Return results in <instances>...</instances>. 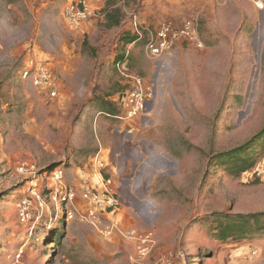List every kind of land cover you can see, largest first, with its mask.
Wrapping results in <instances>:
<instances>
[{"label":"rangeland","instance_id":"1","mask_svg":"<svg viewBox=\"0 0 264 264\" xmlns=\"http://www.w3.org/2000/svg\"><path fill=\"white\" fill-rule=\"evenodd\" d=\"M69 1L0 0V264H264V9L108 0L71 29ZM117 8L122 24L108 29ZM185 18L199 21L202 48L146 54L157 21ZM136 19L140 38L124 50ZM41 70L47 90L34 79ZM128 75L153 94L121 131L106 106L120 101ZM247 144L241 155L253 166L233 172ZM100 152L105 169L94 165ZM157 156L165 168L153 166ZM99 172L121 201L104 222L110 237L78 213L85 178ZM61 185L73 202L56 195ZM229 225L245 227L223 239Z\"/></svg>","mask_w":264,"mask_h":264},{"label":"built area","instance_id":"2","mask_svg":"<svg viewBox=\"0 0 264 264\" xmlns=\"http://www.w3.org/2000/svg\"><path fill=\"white\" fill-rule=\"evenodd\" d=\"M48 1V0H46ZM108 0H70L64 9V19L71 29H79L82 23L87 22L91 18L98 17L101 10V5L105 4ZM254 4L260 9H264L263 0H253ZM135 31L138 34L139 22L136 19ZM140 35V34H139ZM138 35V36H139ZM140 38V37H139ZM195 45L202 48L203 44L200 40V25L199 21L195 18H185L180 21L175 20H159L154 26L153 33H150L146 39L145 52L152 59L168 55L169 53L188 44ZM130 81L126 90L119 94L120 101H116L120 112L116 116L120 130L127 127L131 121L145 116L147 112L148 103L152 98V88L146 82V79L139 75H128ZM39 86L44 90L51 87L50 75L48 72L41 70L37 76L34 77ZM53 96L56 95L52 92ZM131 126V125H129ZM129 128V127H128ZM100 168L105 169V163L102 159L101 152L98 154L95 164ZM96 181L85 178L86 188L81 192L80 200L84 202V209L79 212L80 219L86 221L96 228L104 225V222L109 219V216L115 215L120 212L121 201L118 189L111 176H104L100 172ZM63 201L73 202L77 195L73 190L65 188L61 185L56 194ZM69 220L78 218L74 212L67 214ZM112 224L109 226L104 225L100 229V233L106 237H110L115 230L112 229ZM135 234V233H134ZM145 242V241H144Z\"/></svg>","mask_w":264,"mask_h":264},{"label":"trees","instance_id":"3","mask_svg":"<svg viewBox=\"0 0 264 264\" xmlns=\"http://www.w3.org/2000/svg\"><path fill=\"white\" fill-rule=\"evenodd\" d=\"M123 16H124V13L119 8L108 12L106 14V18H105V20L107 22V28L111 29V28L119 27L123 21ZM135 39L136 38L131 36L130 34H125L122 37V41L124 43V50H125V47H128L130 45V43L134 42ZM126 59H127L126 54L120 55L118 60H117V63L120 64L121 62L126 61ZM126 88L127 87L124 86L123 90L125 91ZM106 107L114 115L118 114L120 112L118 106L111 103V102L108 103V105ZM247 146H248V144L245 145V147L240 148V149L235 151V154H237L239 157H237V162L235 164L233 172L238 171L239 173H243V172L251 169V167L253 166V162H252L253 160L251 158H245L243 155H241V153L245 150V148ZM80 206H84V204L82 203V205H80ZM237 227H241L243 229L245 227V225H234V226L229 225L228 227L223 229V233L221 234L222 238L223 239L228 238L230 229L231 228H237Z\"/></svg>","mask_w":264,"mask_h":264},{"label":"crops","instance_id":"4","mask_svg":"<svg viewBox=\"0 0 264 264\" xmlns=\"http://www.w3.org/2000/svg\"><path fill=\"white\" fill-rule=\"evenodd\" d=\"M155 5V8H156V11H157V13L160 15V16H162V13L161 12H158V11H161V10H163V7H160V6H158V5H156V4H154ZM155 18H157V14H156V17ZM122 24V23H121ZM127 25V24H126ZM126 27H128V26H126ZM128 29H130V30H127L126 31V33L125 34H130L131 36H133V37H135L136 39L134 40V42H132V43H130V45L132 44V45H134L138 40H139V36H138V34L136 33V31H135V29H134V27L132 28V27H130V28H128ZM131 45V46H132ZM118 94V93H117ZM115 102V103H113V102ZM112 101H110L111 103H113V104H115V105H117V103H116V101L115 100H113L112 99ZM119 108V107H118ZM120 110V109H119ZM159 156H157V158H158ZM157 158H155L154 160H157ZM153 160V161H154ZM166 160V159H165ZM152 161V164H153V166L155 167L156 165H157V162L155 161V162H153Z\"/></svg>","mask_w":264,"mask_h":264},{"label":"water","instance_id":"5","mask_svg":"<svg viewBox=\"0 0 264 264\" xmlns=\"http://www.w3.org/2000/svg\"><path fill=\"white\" fill-rule=\"evenodd\" d=\"M157 162V165L155 166V168L157 169V170H160V169H162L163 167L165 168L166 167V165H167V160H165V159H163V158H161V157H158L157 158V160H154V162ZM147 213V212H146ZM145 215V214H144Z\"/></svg>","mask_w":264,"mask_h":264}]
</instances>
